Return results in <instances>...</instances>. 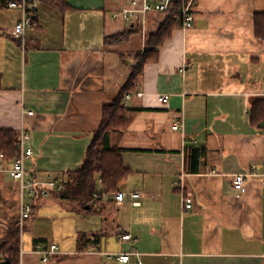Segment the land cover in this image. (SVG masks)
<instances>
[{"label":"crops","instance_id":"1","mask_svg":"<svg viewBox=\"0 0 264 264\" xmlns=\"http://www.w3.org/2000/svg\"><path fill=\"white\" fill-rule=\"evenodd\" d=\"M66 3L64 12L40 4L22 39L14 34L22 11L0 10V130L30 134L34 155L25 166L43 182L81 168L104 106L130 80L127 56L146 51L167 20L126 21L119 15L127 0ZM193 9L195 26L156 48L157 62L145 66L128 101L139 112L118 142L131 171L118 193L142 197L119 204L114 196L90 211L53 192L33 198L11 164L0 166V240L24 204L33 206L21 230L23 264H124L109 255L133 251L132 264H264L261 170L241 198L232 185L264 162V122L251 121L254 103L264 101V38L255 27L264 0H194ZM131 28L140 32L121 47L124 60L106 39ZM190 149H199L195 172L187 169ZM52 245L59 249L43 263Z\"/></svg>","mask_w":264,"mask_h":264},{"label":"trees","instance_id":"2","mask_svg":"<svg viewBox=\"0 0 264 264\" xmlns=\"http://www.w3.org/2000/svg\"><path fill=\"white\" fill-rule=\"evenodd\" d=\"M9 1L11 0H0V10L5 8ZM38 1L40 4H46L62 12L70 9L66 0ZM165 16L167 17L165 24L156 35L151 36L146 51H137L127 56L131 61L130 80L120 90L116 99L104 106L102 123L93 135L81 168L67 173L64 176L63 190L58 193L53 192L58 199L77 202L81 207L89 206L91 211L106 199L113 201L114 196L120 191L121 185L131 174L130 169L125 166L122 160L118 142L132 124L134 114L139 110L128 105L126 96L130 94L133 98L136 95L137 86L143 77L145 66L157 62L156 48L171 38L174 30L182 28V23L175 19V13ZM35 19L34 17L33 24ZM255 27L261 38H264V14L255 17ZM139 32V29L131 28L123 34L108 37L106 45L110 51L119 54L126 60L125 54L121 53V47ZM251 121L254 124L264 122V101L257 100L254 103ZM17 143L18 133L16 131L0 130V154L5 155L7 164H11L17 154ZM198 155L199 149L187 151L188 171H197ZM96 194L98 197H95ZM0 252L4 254L5 261H8L9 264H19L21 254L19 222L13 223L6 237L0 240Z\"/></svg>","mask_w":264,"mask_h":264},{"label":"built area","instance_id":"3","mask_svg":"<svg viewBox=\"0 0 264 264\" xmlns=\"http://www.w3.org/2000/svg\"><path fill=\"white\" fill-rule=\"evenodd\" d=\"M9 9H19L23 13L22 20L16 25L14 29L15 36L20 39L25 37L27 30L34 27L33 18L40 7L38 0H11L6 4ZM194 0H127V6L121 11L120 15L126 21H132L139 17H145L152 14H176V20L182 23V28L185 30L192 29L196 22V13L194 12ZM188 66L184 64L183 70ZM138 97H142L143 93L138 92ZM132 95L126 96V101H130ZM160 102L166 104L168 99L166 97H160ZM126 105V104H125ZM33 113H29L32 115ZM174 130L179 129V123L174 124ZM31 136L28 133L22 132L18 136L17 143V154L11 163V167L8 169L11 177L19 181L22 185L23 190H27L28 194L33 198H47L52 192H61L65 185V180L62 177L49 178L47 181H37L32 179L29 171L26 169L25 162L28 158L34 155L33 150L28 147L27 143ZM5 155L0 154V166L4 170ZM256 170H261V185L264 187V162L251 166L250 173L247 174H236L232 177V185L234 190L237 192V197L241 198L243 190L246 185L247 178L253 176ZM214 173V172H213ZM95 197H98L96 194ZM142 197L140 193H117L115 196L116 201L121 204L125 200L138 199ZM189 201H192L191 197H188ZM135 206H140L139 202L134 203ZM192 204H187L186 208L190 209ZM33 206L32 204H24L22 212L19 218V225L21 230H24L25 221H27L32 215ZM131 236H124L121 240H131ZM95 248H97L95 246ZM58 246L52 245L49 250L41 252L43 254V263L50 261V256L57 253ZM131 255H139L135 251L131 253H119L109 255L110 258H115L124 264L131 263ZM5 256L0 252V264L4 263ZM23 264L22 251L20 254V262ZM141 264V263H140Z\"/></svg>","mask_w":264,"mask_h":264},{"label":"rangeland","instance_id":"4","mask_svg":"<svg viewBox=\"0 0 264 264\" xmlns=\"http://www.w3.org/2000/svg\"><path fill=\"white\" fill-rule=\"evenodd\" d=\"M47 226H48V229H50V231H51L52 228H53V229H56V228H54V226H50L49 223L47 224ZM50 231H49V236H50L51 238H55L56 235H53ZM55 231H56V230H55ZM22 236H23V237H22V239H23V243H24L25 245H27V241H28V231L26 230L25 234H23ZM25 249H26V248H25Z\"/></svg>","mask_w":264,"mask_h":264},{"label":"water","instance_id":"5","mask_svg":"<svg viewBox=\"0 0 264 264\" xmlns=\"http://www.w3.org/2000/svg\"><path fill=\"white\" fill-rule=\"evenodd\" d=\"M86 209H90V207H89V206H86ZM2 264H9V263H8V261H5V262L2 263Z\"/></svg>","mask_w":264,"mask_h":264}]
</instances>
